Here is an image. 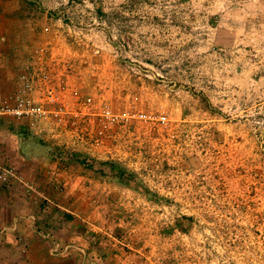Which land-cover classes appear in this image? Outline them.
Segmentation results:
<instances>
[{
  "label": "rangeland",
  "instance_id": "rangeland-1",
  "mask_svg": "<svg viewBox=\"0 0 264 264\" xmlns=\"http://www.w3.org/2000/svg\"><path fill=\"white\" fill-rule=\"evenodd\" d=\"M53 1L100 56L128 62L111 105L176 119L178 201L130 204L117 245L137 264H264V0Z\"/></svg>",
  "mask_w": 264,
  "mask_h": 264
},
{
  "label": "crops",
  "instance_id": "crops-1",
  "mask_svg": "<svg viewBox=\"0 0 264 264\" xmlns=\"http://www.w3.org/2000/svg\"><path fill=\"white\" fill-rule=\"evenodd\" d=\"M44 4L0 0V99L26 68L42 28L58 23L57 9ZM67 48L61 44L54 51L64 53ZM93 61L100 71L98 86L112 87L117 72L128 86L127 61L118 64L110 52ZM57 156L51 142L34 135L24 121L0 117V164L12 167L23 182L0 183V264H137L117 245L113 233V222L126 218L121 192L130 187L106 167H87L76 156ZM17 250L27 258L12 259Z\"/></svg>",
  "mask_w": 264,
  "mask_h": 264
},
{
  "label": "built area",
  "instance_id": "built-area-1",
  "mask_svg": "<svg viewBox=\"0 0 264 264\" xmlns=\"http://www.w3.org/2000/svg\"><path fill=\"white\" fill-rule=\"evenodd\" d=\"M52 2L47 9H57L58 23L42 28L26 68L0 99V117L24 121L34 135L51 142L58 151L57 159L77 156L96 164L121 166L132 182L156 198L123 190L124 204L129 206L124 209L126 216L136 213L130 204H176V119L162 110L135 104L120 109L111 105L103 95L109 87L98 86L101 76L93 61L101 48L88 41L85 28L61 21V3ZM61 44L69 48L55 52ZM115 76L124 77L121 72ZM83 77L89 78L84 86ZM12 180L23 183L12 167L0 164V183ZM137 212L142 219L165 217L156 212L146 215L141 208Z\"/></svg>",
  "mask_w": 264,
  "mask_h": 264
},
{
  "label": "trees",
  "instance_id": "trees-1",
  "mask_svg": "<svg viewBox=\"0 0 264 264\" xmlns=\"http://www.w3.org/2000/svg\"><path fill=\"white\" fill-rule=\"evenodd\" d=\"M76 159L78 161H80L81 164H83V165H85L87 167L93 166V165H96L99 168L106 167L110 171V173L116 178V180L118 182L124 183L125 185H128L131 189L144 191L140 187V185L138 183H136V182L132 183V184H129V182L131 181V178H132L131 175L125 173L124 169L121 166H119V165H117V164H115L113 162H104V163L96 164V163H93V162H88L86 160H83V158H79L77 156H76ZM147 197L149 199H152L154 196L152 194H148L147 193Z\"/></svg>",
  "mask_w": 264,
  "mask_h": 264
}]
</instances>
